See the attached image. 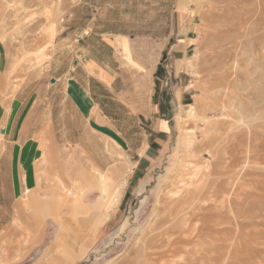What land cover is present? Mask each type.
<instances>
[{
    "label": "rangeland",
    "instance_id": "374dc122",
    "mask_svg": "<svg viewBox=\"0 0 264 264\" xmlns=\"http://www.w3.org/2000/svg\"><path fill=\"white\" fill-rule=\"evenodd\" d=\"M83 1L0 0V264H264V0H87L151 57L100 122L53 78Z\"/></svg>",
    "mask_w": 264,
    "mask_h": 264
},
{
    "label": "crops",
    "instance_id": "0c3cea01",
    "mask_svg": "<svg viewBox=\"0 0 264 264\" xmlns=\"http://www.w3.org/2000/svg\"><path fill=\"white\" fill-rule=\"evenodd\" d=\"M83 8L89 11L85 12L88 14L87 25L79 36L78 50L82 60L72 59V68L68 66L65 72L53 77L56 83L67 86V95L85 119L100 122V117L103 116L109 120L108 117L111 115L149 114L147 111L150 110V90L146 93L140 89L142 83L150 78V54L145 57L141 52V56L136 58L133 57L135 53L131 52L132 58H128L131 50L129 45L131 43L127 38L129 34L113 31L105 23L99 22L101 18L111 20V17L107 16L110 6L85 0L80 4V9ZM65 57L67 56L63 54V60ZM147 70L149 72H146ZM132 80L138 82V85L131 84ZM128 100L132 105L127 103ZM4 131L0 129V134ZM90 159L91 157L87 155L86 160L89 162ZM94 171L103 173L105 179L108 177L97 168H94ZM59 183L65 188L62 180H59ZM29 194L38 195L32 192ZM63 194L58 192L55 195Z\"/></svg>",
    "mask_w": 264,
    "mask_h": 264
},
{
    "label": "bare ground",
    "instance_id": "6f19581e",
    "mask_svg": "<svg viewBox=\"0 0 264 264\" xmlns=\"http://www.w3.org/2000/svg\"><path fill=\"white\" fill-rule=\"evenodd\" d=\"M217 1H219V0H216V5H217V6L215 5V10H216V11L220 10V9H219L220 6H218V2H217ZM224 1H225V0H224ZM220 3H221V0H220ZM226 7H227V6H226ZM209 147H210V146H209ZM236 169H237V168H236ZM236 169H235V170H236ZM102 174H103V173H102ZM205 175H206V174H205ZM97 177H98V176H97ZM101 177H102V176H101ZM231 177H232V176H231ZM102 178H103V177H102ZM102 178H101V179H102ZM224 179H225V178H224ZM228 179H229V178H228ZM99 180H100V179H99ZM106 180H107V179H106ZM232 180H234V179H232ZM227 181H229V180H227ZM102 182H103V181H102ZM234 182H235V181H234ZM105 184H106V183H105ZM239 184H240V183H239ZM106 186H107V185H106ZM32 192H33V191H32ZM106 192H107V191H106ZM226 192H227V191H226ZM224 195H225V194H224ZM31 196H32V195H31ZM110 197H111V196H110ZM220 197H221V196H220ZM53 201H54V200H53ZM41 204L44 205V203H42V202L39 203L38 205H41ZM82 204L84 205V203H82ZM220 204H221V203H220ZM224 204H225V203H224ZM78 205H79V204H78ZM52 207H53V206H52ZM81 207H82V206H81ZM223 207H224V206H223ZM40 208H41V207H40ZM214 208H215V207H214ZM182 209H183V208H182ZM52 210H53V209H52ZM193 210H194V209H193ZM178 211H179V210H178ZM188 211H189V210H188ZM220 211H221V210H220ZM176 212H177V211H176ZM181 212H182V211H180V213H181ZM177 214H178V213H177ZM186 214H187V213H186ZM169 215H170V214H169ZM190 215H191V214H190ZM173 216H174V215H173ZM13 217H15V216H13ZM22 219H23V218H22ZM173 219H174V218H173ZM196 221H197V220H196ZM188 223H189V222H188ZM167 224H168V223H167ZM164 225H165V224H164ZM187 225H188V224H187ZM193 225H194V224H193ZM205 225H206V224H205ZM85 226H86V225H85ZM165 226H166V225H165ZM191 226H192V225H191ZM159 228H160V227H159ZM160 230H161V229H160ZM163 231H164V230L162 229V232H163ZM221 231H222V230H221ZM184 232H185V231H184ZM164 233H165V232H164ZM182 233H183V232H182ZM203 233H204V232H203ZM167 234H168V233H167ZM148 235H149V234H148ZM210 235H211V234H210ZM145 237H146V235H145ZM145 237H144L143 239H145ZM166 237H167V236H166ZM170 237H171V236H170ZM205 237H206V236H205ZM137 238H138V237H137ZM146 238H147V237H146ZM141 239H142V238H141ZM166 239H167V238H166ZM144 241H145V240H144ZM144 241H141V242H144ZM164 241H165V240H164ZM173 242H174V241H173ZM154 245H155V244H154ZM143 246H144V243H143ZM143 246H142V247H143ZM137 248H138V247H137ZM143 248H144V247H143ZM143 248L141 249L142 252H143ZM155 248H158V247H155ZM160 248H161V247H160ZM150 249H151V248H150ZM139 253H140V252H139ZM150 256H151V255H149V254H148L147 256L144 255V257H145L144 259H147V261H148V259L150 258ZM146 257H147V258H146ZM155 262H156V261H155ZM151 263H152V262H151ZM138 264H144L143 259H140V262H139ZM152 264H154V263H152Z\"/></svg>",
    "mask_w": 264,
    "mask_h": 264
}]
</instances>
